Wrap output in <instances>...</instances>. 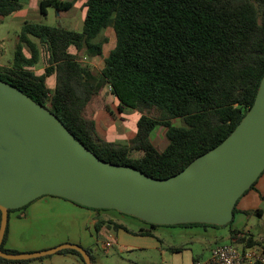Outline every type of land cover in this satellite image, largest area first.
<instances>
[{
	"label": "trees",
	"instance_id": "16d2710c",
	"mask_svg": "<svg viewBox=\"0 0 264 264\" xmlns=\"http://www.w3.org/2000/svg\"><path fill=\"white\" fill-rule=\"evenodd\" d=\"M73 3L38 0V10L46 16L47 7L59 12ZM22 6V0H0V16ZM82 8L81 31L25 21L19 41L29 45L31 56L25 57L17 44L13 61L0 65V79L50 110L99 158L155 178L168 177L221 142L252 105L264 74V0H84ZM106 27L113 30L114 43L104 53L106 38L95 39ZM27 35L37 38L45 51L42 75L31 69L39 55ZM81 53L89 58L102 56L98 72L81 60ZM50 74L55 77L52 89L44 81ZM104 89L117 99L120 111L130 108L139 114L128 143L101 139L94 121L83 116L85 105L97 100ZM175 119L181 124L174 125ZM157 126L165 128L163 150L150 137ZM133 151L137 156H132ZM96 224V229L104 224L127 229L109 219ZM6 232L7 225L0 249L19 253L3 247ZM134 233L150 234L148 230ZM240 234L230 228L231 243L252 246V238ZM60 252L73 253L85 264L75 249ZM28 260L0 257V264Z\"/></svg>",
	"mask_w": 264,
	"mask_h": 264
},
{
	"label": "water",
	"instance_id": "95a60500",
	"mask_svg": "<svg viewBox=\"0 0 264 264\" xmlns=\"http://www.w3.org/2000/svg\"><path fill=\"white\" fill-rule=\"evenodd\" d=\"M263 170L264 74L234 129L165 178L99 158L50 110L0 79V244L8 210L43 195L114 209L154 225H225L237 199ZM61 249H75L85 264H92L87 251L74 243L35 252L0 249V257L25 260Z\"/></svg>",
	"mask_w": 264,
	"mask_h": 264
},
{
	"label": "crops",
	"instance_id": "0c3cea01",
	"mask_svg": "<svg viewBox=\"0 0 264 264\" xmlns=\"http://www.w3.org/2000/svg\"><path fill=\"white\" fill-rule=\"evenodd\" d=\"M32 6L31 9H38V0H35ZM25 11L27 9L22 6L21 9L10 15L24 23L25 16L23 13ZM19 33L16 35L15 48L17 44L20 45L22 54L29 58L31 49L26 42L19 41ZM27 39L40 56H38V62L31 69L35 74L42 75L46 65L45 51L41 48L37 38L27 35ZM73 51V49L70 50V52ZM44 81L46 86L52 89L55 82L54 74L44 76ZM105 94L111 95L104 89L97 97L99 103L95 104L97 110L103 113L100 114V124L107 125V129H103L102 134L111 138L107 141L126 142L131 140L135 135L136 120L139 115L137 114L132 123H129L128 116L130 114L128 113L131 112H127L123 107L120 111L117 99L111 95L112 98L109 102L106 100ZM163 132H165V129ZM156 137H158V132L152 139L153 144L159 150H163L167 145V141L162 139L161 142H157ZM263 214L264 171L261 172L255 183L237 199L228 231L232 228L238 230L242 235H246V237L249 235L253 240L250 247L257 249L262 236H256L252 224L249 225L248 222L253 215L261 218ZM106 219L123 224L127 229L113 228L107 224L96 229V222ZM176 225L152 227L140 219L120 214V212L97 211L58 196L43 195L31 201L25 208L8 213L7 232L3 247L18 252H35L65 243H74L89 251L92 264H115L112 260L116 254L120 259L128 261L129 264H194L196 260L207 259L212 249L208 255H204L205 235L215 236L214 227ZM137 230H148L150 234L134 233ZM166 238L170 239L167 241ZM216 245H219V243ZM237 246L243 248L244 243H238ZM99 250L106 257H101L98 254ZM146 252L148 256L131 257L133 254L140 255V253L144 254ZM54 253L61 255L60 257L64 261H70V264H81L79 258L73 253L60 252V250ZM120 253L121 255H119ZM51 254L53 253L46 255ZM124 254H128V257L124 258ZM40 257L43 256L30 258L25 263H11L40 264L42 263Z\"/></svg>",
	"mask_w": 264,
	"mask_h": 264
},
{
	"label": "rangeland",
	"instance_id": "374dc122",
	"mask_svg": "<svg viewBox=\"0 0 264 264\" xmlns=\"http://www.w3.org/2000/svg\"><path fill=\"white\" fill-rule=\"evenodd\" d=\"M35 0H22L23 6L27 11H25L23 14L25 16V21L27 22H34V23H41L45 25H51V26H57L61 25L68 29H73L75 31H81L82 25H83V8L82 3L84 0H74L73 6L70 9L67 10H61L59 12H56L53 7H47V14L46 16H42L38 9L33 10L31 9L33 6ZM23 22H20L13 18L11 15L8 16H0V65H6L13 61L14 57V50H15V44H16V35L20 32L21 26ZM105 37L106 43H104V53L107 52V50L113 45L114 43V34L111 27H106L102 29L100 34L95 39L96 41L100 38ZM40 57V56H39ZM81 60L85 63H88L95 72H98L103 64L102 56H96L89 58L88 56L84 57V54L81 53ZM105 98L107 101H111L112 96L106 95ZM96 100L91 99L84 107L83 109V116L91 119L94 121L95 124V131L98 137H100L103 140L111 139L110 137L104 136L103 129H107V125L100 124V114H103L102 112H99L95 106ZM127 112L130 114L128 116V122L132 123V121L137 116L138 112L136 110L125 108ZM139 115V114H138ZM174 125L181 124L180 119L173 120ZM165 128L163 126H157L155 127L150 137L153 139L155 135L158 132V137H156L157 142H161L162 139L167 141L165 132H163ZM160 133V134H159ZM159 139V140H157ZM127 143L129 141H126ZM125 142V143H126ZM138 153L132 152V156H137ZM39 198V197H38ZM23 209V208H21ZM249 225L252 224L253 232L256 236H262L264 238V214L263 216L257 217L253 215L248 222ZM179 226V225H176ZM231 226L230 224L225 225H216L213 229L215 230V236L209 237V235H205V244L203 253L204 255H208L209 251L216 246V244L220 243H231V240L229 239V231L228 228ZM167 241L170 238H166ZM98 254L101 255V257H106L105 254L102 253L101 250L98 251ZM121 255V253L119 254ZM61 255H56L55 253L51 255H43L41 258L40 264H70V261H64L63 258L60 257ZM137 256H148V253H140L133 254L131 257H137ZM124 258L128 257V254L123 255ZM115 264H129L128 261L120 259L118 255H114L113 260ZM3 264H13V263H3Z\"/></svg>",
	"mask_w": 264,
	"mask_h": 264
},
{
	"label": "built area",
	"instance_id": "2783aa9c",
	"mask_svg": "<svg viewBox=\"0 0 264 264\" xmlns=\"http://www.w3.org/2000/svg\"><path fill=\"white\" fill-rule=\"evenodd\" d=\"M257 249L252 247L239 248L232 243H223L212 248L210 256L205 260H196L194 264H255L264 263L263 245L260 241Z\"/></svg>",
	"mask_w": 264,
	"mask_h": 264
}]
</instances>
